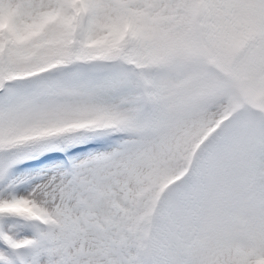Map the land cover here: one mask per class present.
Listing matches in <instances>:
<instances>
[{"label":"snow or ice","instance_id":"1","mask_svg":"<svg viewBox=\"0 0 264 264\" xmlns=\"http://www.w3.org/2000/svg\"><path fill=\"white\" fill-rule=\"evenodd\" d=\"M0 264H264V0H0Z\"/></svg>","mask_w":264,"mask_h":264}]
</instances>
